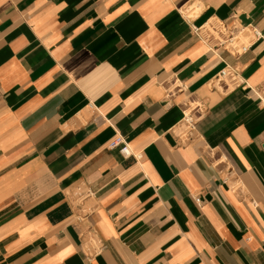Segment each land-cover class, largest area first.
<instances>
[{
	"label": "crops",
	"instance_id": "obj_1",
	"mask_svg": "<svg viewBox=\"0 0 264 264\" xmlns=\"http://www.w3.org/2000/svg\"><path fill=\"white\" fill-rule=\"evenodd\" d=\"M0 264H264V0H0Z\"/></svg>",
	"mask_w": 264,
	"mask_h": 264
},
{
	"label": "built area",
	"instance_id": "obj_2",
	"mask_svg": "<svg viewBox=\"0 0 264 264\" xmlns=\"http://www.w3.org/2000/svg\"><path fill=\"white\" fill-rule=\"evenodd\" d=\"M210 33L205 27L202 31L203 35L210 37L211 39L219 42L220 44L226 46L232 52L236 54H242L248 51L257 41L263 38L262 31L256 26H247V27H232L228 28L224 26L222 23L217 25H212L209 27ZM195 31H199L200 28L195 27ZM213 30V31H212ZM221 37V39H219ZM231 75V71L229 69H225L222 71V77H229ZM191 120V119H189ZM122 143L121 139H116L112 143V147H115ZM198 203H200V199L197 198Z\"/></svg>",
	"mask_w": 264,
	"mask_h": 264
},
{
	"label": "rangeland",
	"instance_id": "obj_3",
	"mask_svg": "<svg viewBox=\"0 0 264 264\" xmlns=\"http://www.w3.org/2000/svg\"><path fill=\"white\" fill-rule=\"evenodd\" d=\"M210 26H211V25L207 26V29H209V30H208L209 33L211 32V31H210V28H209ZM212 31H213V30H212ZM219 39H221V37H219ZM222 79H224V81H225L226 83H230L229 80H228L227 78L224 77V78H222Z\"/></svg>",
	"mask_w": 264,
	"mask_h": 264
},
{
	"label": "bare ground",
	"instance_id": "obj_4",
	"mask_svg": "<svg viewBox=\"0 0 264 264\" xmlns=\"http://www.w3.org/2000/svg\"><path fill=\"white\" fill-rule=\"evenodd\" d=\"M209 30V29H208ZM230 77V76H229ZM224 80V79H223Z\"/></svg>",
	"mask_w": 264,
	"mask_h": 264
}]
</instances>
